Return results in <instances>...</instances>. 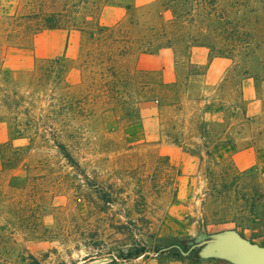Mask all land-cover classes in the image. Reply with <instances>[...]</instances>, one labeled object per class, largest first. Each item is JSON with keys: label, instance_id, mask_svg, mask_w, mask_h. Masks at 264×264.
Returning a JSON list of instances; mask_svg holds the SVG:
<instances>
[{"label": "rangeland", "instance_id": "1", "mask_svg": "<svg viewBox=\"0 0 264 264\" xmlns=\"http://www.w3.org/2000/svg\"><path fill=\"white\" fill-rule=\"evenodd\" d=\"M163 8L169 27L210 8L173 39L203 46L110 67L71 29L91 12L158 25ZM132 70L180 81L178 99L140 98ZM230 230L264 245V0H0V264H231L200 254Z\"/></svg>", "mask_w": 264, "mask_h": 264}, {"label": "trees", "instance_id": "2", "mask_svg": "<svg viewBox=\"0 0 264 264\" xmlns=\"http://www.w3.org/2000/svg\"><path fill=\"white\" fill-rule=\"evenodd\" d=\"M167 10L163 8L161 14L158 17L163 21L158 25H146L134 20L127 22H117L112 25H104L100 22L96 13L91 12L89 16L80 18L75 21L71 26V29L85 32V45L87 46V54L91 60H99L100 62L108 63L110 67L116 65L117 57H124L132 54L134 51L138 53H153L162 47H171L175 56H181L186 58L189 55L190 49L193 47L203 46V44L195 38L193 43L174 41L176 36L193 35L199 37L201 29L194 26H184L183 21L185 16L193 18L195 15H202V17L209 23L206 27L211 26L212 10L204 8L198 14L192 13V11L183 12L181 10L173 13L175 23L172 27H169L165 20ZM44 16L41 18L42 29H58L61 24H58V20L50 22L49 19ZM39 29V28H38ZM35 28V30H38ZM185 63L181 62V70L187 75L197 74V65L185 59ZM113 65V66H112ZM123 74V83L130 78L131 75L135 78V84L138 89L139 97L142 99H148L158 102L160 105L169 99H178V94L181 92L180 81L173 83H165L161 81L155 74L151 72H143L138 70L126 71ZM147 95V97L143 96ZM170 106H177V109L181 107V104H167ZM206 133L205 127L201 124L199 126V135L204 137ZM173 143L182 146L180 141L175 138L172 139ZM59 148L63 149L59 144ZM193 154H197V149H187ZM67 159H71L67 152H63ZM144 252L143 249L136 250L134 255L138 256Z\"/></svg>", "mask_w": 264, "mask_h": 264}, {"label": "water", "instance_id": "3", "mask_svg": "<svg viewBox=\"0 0 264 264\" xmlns=\"http://www.w3.org/2000/svg\"><path fill=\"white\" fill-rule=\"evenodd\" d=\"M192 242L188 246L192 247ZM200 254L224 259L231 264H264V245L250 242L235 231H223L205 242Z\"/></svg>", "mask_w": 264, "mask_h": 264}, {"label": "crops", "instance_id": "4", "mask_svg": "<svg viewBox=\"0 0 264 264\" xmlns=\"http://www.w3.org/2000/svg\"><path fill=\"white\" fill-rule=\"evenodd\" d=\"M230 159L231 163L239 170L250 168L255 163V155L251 149L235 152Z\"/></svg>", "mask_w": 264, "mask_h": 264}]
</instances>
